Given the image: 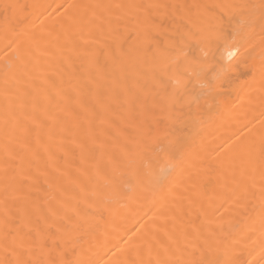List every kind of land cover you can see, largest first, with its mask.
Wrapping results in <instances>:
<instances>
[{"label": "bare ground", "instance_id": "bare-ground-1", "mask_svg": "<svg viewBox=\"0 0 264 264\" xmlns=\"http://www.w3.org/2000/svg\"><path fill=\"white\" fill-rule=\"evenodd\" d=\"M0 264H264V0H0Z\"/></svg>", "mask_w": 264, "mask_h": 264}]
</instances>
